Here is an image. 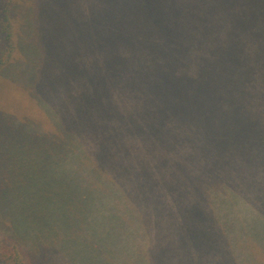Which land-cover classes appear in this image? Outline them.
Wrapping results in <instances>:
<instances>
[{"label": "trees", "instance_id": "trees-1", "mask_svg": "<svg viewBox=\"0 0 264 264\" xmlns=\"http://www.w3.org/2000/svg\"><path fill=\"white\" fill-rule=\"evenodd\" d=\"M136 53L148 60L141 69ZM76 76L86 88L67 95L73 109L63 112L54 99ZM117 90L130 92L132 107L116 105ZM179 92L191 94L190 120L179 111L186 105ZM50 109L56 116L48 120ZM89 128L93 154L81 136ZM140 137L151 145L148 155L139 149L145 197L154 203L162 190L196 197L212 190L221 170L241 193L264 181V0H0V264H41L38 255L53 243L68 264H129L117 251L106 255L100 238L88 241L97 251L82 250L78 236L119 237L123 224L88 231L86 215L66 208L76 197L72 178L59 186L49 176L65 163L49 164L50 155L66 163L81 156L96 189L123 194L141 171L121 154ZM199 159L210 181L197 175ZM48 202L58 205L53 222L44 219ZM194 249L204 251L197 242ZM237 250L227 264L264 262V253ZM165 260L191 264V257Z\"/></svg>", "mask_w": 264, "mask_h": 264}, {"label": "rangeland", "instance_id": "rangeland-1", "mask_svg": "<svg viewBox=\"0 0 264 264\" xmlns=\"http://www.w3.org/2000/svg\"><path fill=\"white\" fill-rule=\"evenodd\" d=\"M78 7L75 6L72 9L78 10ZM145 56V53H136L132 57L138 63V66L142 64L140 69L143 68V63L148 61ZM80 57L82 61L87 60L82 56V52ZM94 65L98 64L94 62ZM161 79L163 80V78ZM74 82L69 93L60 91L54 99L63 112L68 111L69 107L73 109L74 102L69 103L67 95L75 96L86 88L84 87L83 77L76 76ZM171 95H169V99L176 100ZM177 96L186 101V105L180 104L181 109L179 111L186 114V117L190 120L191 94L179 92ZM113 99L116 105L121 108L132 107L133 102L128 90H117ZM22 100L26 101L24 98ZM29 107L34 113L31 116L40 117L34 107ZM26 111L28 110L26 109ZM49 112H51V116L48 117V120H51V117L56 116V113L52 109ZM27 125L31 126L33 123L30 121ZM91 131L89 128L81 134L82 141H84L83 146L85 149H89L86 150L89 154H93L91 151L94 150L97 139ZM142 140L143 138L140 137L137 143L131 141V146L125 148L121 154L127 160V165L132 163L135 167L139 165V171L142 172L133 174L132 180L136 183V186L133 190L128 188L126 193L123 192L124 195L120 191L119 194L113 192L110 188L102 191L96 189L93 185L94 179L89 178L82 171L83 168H81V162L79 161L81 156H77L73 161L71 159L69 163H66L67 159L50 155L52 158L50 166L63 163L65 165L63 170L50 171L49 176L53 180L56 178L55 182L59 186L65 184L64 180L72 178V183L76 185L74 187L76 197L67 203L66 208L73 209L74 207L80 215H86L82 219L86 222L88 231L99 227L104 230L107 225L110 230L117 223L123 224L122 228H118L117 231L119 237L105 236V234L91 236L93 233L84 237L78 236L80 237V239L78 238V244H80L82 250H86L91 246L93 251H97L99 247L88 241H95L100 238L97 241L105 246L104 248L101 245L106 255H114L117 251L118 254L128 258L129 264H143L145 259L149 264H160V261L167 263V260H165L167 257L174 258L175 256L179 258L191 257V264H227V257H236L237 249L241 251L242 255L250 253L262 256L264 253V246L261 245L262 238L264 239V200L261 201L259 198L263 197V180H254L253 178L256 188H244V190L249 191H242L241 193L228 184L231 182L229 180L230 175L221 170L213 177L215 182L218 181L219 184L212 190L201 192L197 197L193 196V193L180 190L170 193L162 190L160 196L158 195L160 192H154V195L149 191L155 197L156 203H154L145 197L148 190L141 181L143 175L145 177L143 173L145 170L140 168V165L143 167L145 157L141 154V151L148 155L147 150L151 147L148 141ZM133 147L136 148L131 149ZM139 148L144 150L140 151ZM182 149H185V147H182ZM199 156L203 157L201 154ZM198 161L202 170L201 174L197 175L210 181L212 179L210 176L213 174L206 171L207 161L205 159H199ZM127 165H123L122 169L127 175L131 176V168ZM190 169L189 167L188 170ZM166 170L162 169L161 171V176L164 178L168 173ZM84 175L88 177L82 182L80 177L84 179ZM191 175H193L191 171L188 174L184 173L185 177ZM49 192L52 193L53 188ZM74 200L78 201L79 205H76ZM55 208H58V205L53 206L48 202L43 213L45 220L50 218L49 220L53 222L57 219ZM115 212H119L122 217H112L111 213ZM65 237L68 238V236ZM91 237H94L95 240H92ZM187 242H191V247L187 245ZM194 242H197L198 246L204 251L199 252L194 249ZM110 243L113 250L111 253L108 247ZM114 244H117V247ZM58 245L56 243L50 244L40 252L37 259L41 264H68L67 260L60 254ZM131 260L133 261L131 262ZM261 262L264 264L263 261ZM250 264H254V261Z\"/></svg>", "mask_w": 264, "mask_h": 264}]
</instances>
